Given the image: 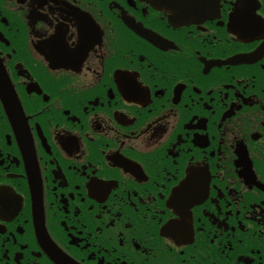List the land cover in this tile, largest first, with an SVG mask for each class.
<instances>
[{
    "label": "flooded vegetation",
    "instance_id": "af4514ba",
    "mask_svg": "<svg viewBox=\"0 0 264 264\" xmlns=\"http://www.w3.org/2000/svg\"><path fill=\"white\" fill-rule=\"evenodd\" d=\"M0 264H264V0H0Z\"/></svg>",
    "mask_w": 264,
    "mask_h": 264
}]
</instances>
